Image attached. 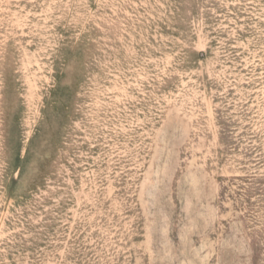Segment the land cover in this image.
<instances>
[{"label": "rangeland", "instance_id": "rangeland-1", "mask_svg": "<svg viewBox=\"0 0 264 264\" xmlns=\"http://www.w3.org/2000/svg\"><path fill=\"white\" fill-rule=\"evenodd\" d=\"M0 264H264V0H0Z\"/></svg>", "mask_w": 264, "mask_h": 264}]
</instances>
